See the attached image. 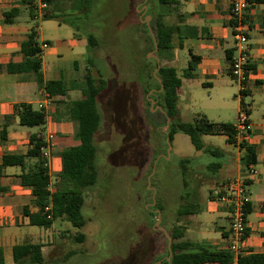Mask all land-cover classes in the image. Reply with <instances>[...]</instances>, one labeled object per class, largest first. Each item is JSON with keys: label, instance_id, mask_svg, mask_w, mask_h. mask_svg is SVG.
Wrapping results in <instances>:
<instances>
[{"label": "crops", "instance_id": "obj_1", "mask_svg": "<svg viewBox=\"0 0 264 264\" xmlns=\"http://www.w3.org/2000/svg\"><path fill=\"white\" fill-rule=\"evenodd\" d=\"M230 4L231 0H174L165 18L167 23L177 25L178 28L173 38L174 47L165 52L164 60L176 68L181 80L178 89L180 117H192L194 113L191 109L197 108L198 113L211 122L225 123L228 120V123L233 124L237 114H227V104L221 98L236 93L234 107L238 111L242 104L248 113L251 124V139L248 144L254 149V160L247 167H242L240 157L243 149L237 143H227L225 135L217 134L223 141L219 147L204 142L220 148L221 161L214 173L205 175L208 177V184L203 185L202 191L204 193L206 187L208 191L207 194L200 195L201 202H196L199 212L180 216L177 224L184 226L183 239L191 242L193 248L225 250L229 230L228 210L224 204L212 200L210 193L220 182L239 174L246 175V199L250 211L246 215L242 255L264 254V2L250 4L244 13L248 63L246 87L242 92L239 91L238 82L230 74L227 57V54L234 53ZM84 6V0H49V7L39 16L30 0H0V65L23 61L21 43L31 29L35 30L36 37L42 36L37 32L39 27L33 22L44 19V13L59 25L68 24L59 22L52 15L67 10L78 12ZM142 8H138L139 11ZM8 11L10 22L7 23L3 20L4 12ZM43 42L47 43L45 48L41 47ZM41 44L43 79L63 80L67 87L66 98L53 97L46 100V93L38 85L36 73L29 68L16 72L0 71V247L5 264H14L12 247L21 243L20 240L42 244L43 263L47 254L52 253L53 247L48 245L49 238L45 239L41 230L45 228L39 227L40 229L28 232L29 227L34 225L28 223L22 207L27 206L30 212L36 211L33 206L35 197L20 182V166H2V157L7 154H25L30 148L29 136L37 133L51 143L47 171L53 190L62 166L61 152L79 143L75 137L76 122L71 118L69 108L71 102L81 96V91L77 93L75 90V78L82 70L85 74L86 38L74 33L73 38L66 42L51 43L42 37ZM63 53L70 56L64 62L65 65H49L46 61L47 57H58ZM191 60L194 62L190 70L191 76L185 77L182 75L183 71ZM200 87L205 89L209 102L201 104L195 97L194 92ZM212 100L217 101L214 115L204 109L206 105L208 109L212 108ZM40 102H44L45 123L34 127L20 125L13 113L14 105L29 103L38 109ZM34 161L35 158L27 159L25 166L32 165ZM249 166L254 171L251 174L247 172ZM202 167L205 168V165ZM156 264H162L161 260Z\"/></svg>", "mask_w": 264, "mask_h": 264}, {"label": "rangeland", "instance_id": "obj_2", "mask_svg": "<svg viewBox=\"0 0 264 264\" xmlns=\"http://www.w3.org/2000/svg\"><path fill=\"white\" fill-rule=\"evenodd\" d=\"M148 1L150 13L162 8L157 0ZM127 3L128 0H85V10H67L62 14L77 29L48 18L33 22L39 27L37 32L42 34L36 38L38 44L42 37L57 43L72 39L74 33L83 37L93 33L98 45L94 49L89 45L86 48V57H92L93 62L89 65L86 60L85 74H92L97 83V69H100L101 76L109 82V91L102 93L97 103L101 121L93 142L98 174L95 185L84 192L85 224L76 228L68 221L56 219L51 229L41 228L45 239L49 238L48 245L53 247L42 264H156L163 253L164 241L161 234H155L156 226L150 227L152 217L148 209L155 206L151 205L153 198L166 208L170 204L174 210L172 204L176 202L181 158L194 157L190 167L221 161L220 152L211 154L195 150L189 137L180 130L167 141L168 120L158 112L159 107L151 109L152 115L147 113V103L142 99L144 93L134 83L133 75L141 55L147 52V45L143 43L145 22L139 25L135 17L128 15ZM150 21L151 18L148 23ZM158 55L153 50L146 53L149 59ZM69 57L63 53L47 57L46 61L49 65L62 66ZM83 74L82 70L75 78L77 93L84 85ZM152 92L148 94L150 98ZM194 93L199 103L209 102L204 88ZM236 99V93L221 98L227 104V114H237ZM216 102H210L211 109L204 106L207 113L211 111L210 115L215 114ZM191 110L198 113L197 108ZM181 119L193 121V116ZM201 139L218 147L223 144L219 135H203ZM199 170L202 171V166ZM188 173V186L195 185L199 195L207 194L208 187L204 188V193L202 187L208 184V177L195 175L192 169ZM162 187L165 189L160 191ZM29 228V233L40 229L38 226ZM76 232L84 234L82 242L75 240Z\"/></svg>", "mask_w": 264, "mask_h": 264}, {"label": "trees", "instance_id": "obj_3", "mask_svg": "<svg viewBox=\"0 0 264 264\" xmlns=\"http://www.w3.org/2000/svg\"><path fill=\"white\" fill-rule=\"evenodd\" d=\"M248 1L251 4L264 2V0ZM157 2L162 5V8L155 13H150L148 0H128L127 3L126 12L128 15H132V18L135 17L139 25L142 24L139 18V15L143 13L142 6H147V10L142 17L150 13L151 21L148 24H143V43L147 45V52H149L154 49L155 42L156 52L159 53L158 56H154L151 59L146 57L147 52L141 55L139 65L133 70L134 83L144 93L142 99L147 103V113L149 115H152V113L151 109H149L150 103L147 95L149 91H153L151 98L155 100V106H159L158 112L162 113L163 117L168 120L166 125L169 140L175 132L180 130L189 137L195 150L211 154L220 152L219 154H221L220 148L205 144L201 137L203 135L223 134L226 136L227 143H236L231 123L211 122L201 113L194 114L193 121H184L180 117L178 89L181 85V80L176 68L167 60H164L165 52L174 47L173 38L178 31L177 25L169 24L165 21L166 16L169 14L170 5L174 3V0H157ZM137 8L142 9L138 11ZM83 10H85V7H83ZM9 13L10 11L4 12V22H10L7 17ZM62 14L52 15V17L77 29V26L73 25L74 23L63 17ZM43 16L44 18L50 17L45 13ZM84 36L87 46L89 45L91 49L97 47V37L93 33H86ZM36 38L35 30L31 29L20 46L23 61L18 64L9 62L5 65H0V71L16 72L29 68L36 73L38 85L45 90L49 99L53 97L64 99L67 95V87L63 80L43 79L40 60L41 48ZM231 55V53L227 54L228 59H230ZM87 62L92 65L93 58H88ZM193 64L192 60L188 63V66L183 71V76H191L190 70ZM97 72L99 73L97 83L96 78L92 74H85L81 96L70 104L69 111L71 118L76 122L75 137L79 140V143L61 152L62 166L51 192L47 188L49 182L47 166L41 157L40 149L44 142L40 135L33 133L29 136L30 148L25 154H7L2 157V166H20V182L23 186L28 187L35 197L33 206L36 211L30 212L27 206L22 207V212L28 217L30 225L47 229L52 226L53 221L56 219L68 221L76 228H82L85 224L82 211L84 192L95 185L98 174L95 165L96 146L93 142L101 121L97 103L99 96L109 91V82L101 76L100 69H97ZM13 113L18 118L19 124L26 127L40 126L45 123L43 110L36 109L29 103L14 105ZM239 146L243 149L240 157L241 165L242 167H247L254 160V149L248 143H240ZM30 158H35L34 163L25 166L26 160ZM192 161L193 158L190 157H184L180 160V170L177 172L179 183L176 202L172 204L175 206L174 210H172L170 204L167 208L163 206L160 200L155 202L154 208L148 209V213L152 217L150 227H154L156 222L154 217H158L155 210H159L160 225L166 229L168 234V237H166L163 232L155 231V234L158 233L163 236L164 241L160 260L162 264H203L209 262L228 264L231 254L227 249L220 251H210L204 248L195 249L191 242L183 239L184 226L177 224L180 216L199 212V205L196 202L201 196L198 194L195 185L192 187L188 186L187 176L189 175V169H192L195 175H206L214 173L219 166L218 163H208L200 171L199 166L201 167L203 164L190 167L189 164ZM193 180L196 181L194 178ZM246 183H248L247 180ZM162 189L165 188L162 187L160 191ZM48 205L51 207L49 210L51 218H47V212L44 209ZM245 208L247 215L250 211L248 202H246ZM74 238L77 242H82L84 234L76 232ZM168 241H170L169 246L167 245ZM42 246L40 243L27 241L13 245L12 258L14 264H42ZM0 264H5L1 247ZM240 264H264V254L242 255Z\"/></svg>", "mask_w": 264, "mask_h": 264}, {"label": "built area", "instance_id": "obj_4", "mask_svg": "<svg viewBox=\"0 0 264 264\" xmlns=\"http://www.w3.org/2000/svg\"><path fill=\"white\" fill-rule=\"evenodd\" d=\"M31 4L39 14V16L49 7L48 0H30ZM251 3L248 0H231L230 15H231V33L233 37L234 53L229 59V70L233 79L238 82L239 91L242 92L245 87L246 66L248 63L247 35L244 24V13ZM47 43L41 44L45 48ZM43 92L45 90L43 89ZM48 94L46 93V100ZM45 100V101H46ZM44 102L38 104V109L43 110ZM235 134L236 143H249L251 139V124L248 113L241 104L235 122L232 124ZM44 145L41 147V157L47 166L50 158L51 143L43 139ZM248 174L253 173L251 166L247 168ZM246 175H236L216 185L211 193L210 198L217 202L224 204L228 210L229 230L227 238L226 249L231 254V259L228 264H240V257L242 256L243 242L246 234ZM48 190L52 191V184L49 181L47 184ZM50 205L44 209L47 212V218H51L49 212Z\"/></svg>", "mask_w": 264, "mask_h": 264}, {"label": "water", "instance_id": "obj_5", "mask_svg": "<svg viewBox=\"0 0 264 264\" xmlns=\"http://www.w3.org/2000/svg\"><path fill=\"white\" fill-rule=\"evenodd\" d=\"M143 7V13L147 10V6L146 5H143L142 6ZM137 10L139 11V9L137 8ZM139 18H140V20L142 21V22H145V23H147L148 24V21H149V19L151 18V16L150 15H144V17H142V14H140L139 15ZM156 49H157V47H156V43L154 42V49H153V51H156ZM149 55H150V53H149ZM151 91H149V93H150ZM147 98H148V100H149V103H150V109H152L153 108V105H154V103H155V100H153L152 98H150L148 95H147ZM155 108L156 107H159L158 105H156V106H154ZM167 126V125H166ZM167 141H168V137H167V139H166ZM148 184H149V177H148ZM155 191V189L153 188V192ZM155 204V201H154V198H153V201H152V203H151V205H154ZM156 212H157V214H158V217L156 218V222L154 223V226H156V228L158 229V230H160L161 232H163L164 233V235L166 236V237H168V234H167V231H166V229L163 227V226H161L159 223H160V218H159V210H155ZM169 244H170V241H168V243H167V245L169 246Z\"/></svg>", "mask_w": 264, "mask_h": 264}]
</instances>
